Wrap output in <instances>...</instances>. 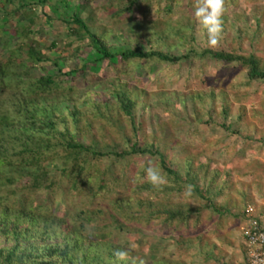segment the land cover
<instances>
[{
	"label": "trees",
	"instance_id": "16d2710c",
	"mask_svg": "<svg viewBox=\"0 0 264 264\" xmlns=\"http://www.w3.org/2000/svg\"><path fill=\"white\" fill-rule=\"evenodd\" d=\"M194 4L195 0H0V264H132L133 259L136 264H171L165 256L149 261L135 257L131 232L153 230L157 223L171 233H187L190 226L200 229L203 207L209 210L206 227L213 234L223 228L228 236L243 224L250 202L238 211L240 199L234 198L233 214L236 211L213 201L210 187L201 185V180H208L205 172L203 177L198 173L203 164L186 156L183 166H174L180 155L168 151V140L161 139L163 144L154 134L147 141L138 128L132 97L138 85L122 79L143 62L172 65L206 59L240 67L244 85L264 83V67L255 52L197 44L194 22L182 13ZM236 4L237 0H225L223 18ZM55 17L65 30L64 38L51 35L48 44L41 42L43 23L54 25ZM250 32L252 36L245 28L237 37ZM103 60L122 65L115 68V81L107 88L100 85L104 76L95 75L93 81L84 71ZM221 94V110L208 114H216V127L227 128L231 101L227 92ZM183 150L180 154L187 153ZM149 161L167 175L162 189L144 180ZM187 184L194 186L189 199L183 197ZM191 242L180 244L189 249ZM116 249L128 250L129 259L117 260ZM213 256L209 251L205 259Z\"/></svg>",
	"mask_w": 264,
	"mask_h": 264
},
{
	"label": "rangeland",
	"instance_id": "374dc122",
	"mask_svg": "<svg viewBox=\"0 0 264 264\" xmlns=\"http://www.w3.org/2000/svg\"><path fill=\"white\" fill-rule=\"evenodd\" d=\"M52 11L51 9L47 10L48 13H52ZM76 11L81 14L79 9ZM182 13H185L194 22L197 44L208 46L206 31L195 20L194 6H190L189 9L184 7ZM226 15L227 18H223V32L219 44L214 49L237 48L241 52L253 51L260 58L264 67V0H237V4L228 10ZM56 16L58 17V15ZM97 17L102 18V15L98 14ZM53 23L54 25L43 23V28L38 34L41 42L48 44L51 35L55 37L59 35V38H64L62 34L65 33V30L60 26L61 23L57 21L56 17ZM245 28L253 31V35L251 36L250 32L248 36L239 39L237 33ZM110 41L115 43L114 38ZM2 52L0 48V53ZM172 52L178 54L180 50L172 48ZM84 53L85 51L82 50V54ZM86 61H88L87 57ZM79 65L73 64L75 68L80 67ZM121 67L120 64H110L107 60H103L99 67L97 65H91V68L87 66L84 71L91 74L93 81H95L93 78L95 75L101 76V78L104 76L100 85L102 88H107L111 87L115 81V68L120 69ZM148 68L151 69V73ZM82 74L83 72L79 71L77 76L81 77ZM220 78L223 79L225 89L229 91L231 98L234 96L235 99H238L245 109L248 106L250 110L246 109V111H251L252 114H250L255 116L254 118L257 119L255 123L259 124L257 127L264 129V123L260 124V121L264 122V83L252 82L248 88L242 87V85H247L243 84L246 83V80L243 78V71L240 67L225 66L220 62L206 59L200 62L189 60L172 65L154 61L149 64L139 63L131 75L122 76V79L129 84L138 85L132 97L137 103L138 128L145 133L147 141L154 134L157 136V140L163 144L164 141L161 139L168 140V144L172 146L168 151L180 155V159L173 162L174 166H183L184 159L188 156L189 159L194 160L195 164H203V170L199 169L198 171L200 176L203 177L202 173L209 172L208 170H211L212 173L217 171V176H209L211 182L206 184L205 180L203 182L201 180V185L220 191L215 202L225 204L227 207L232 206L234 198L235 201L240 199L237 204L238 211H240L239 208L246 202L252 204L254 201L250 197L249 189L251 187L256 194L261 195L258 185L261 183L259 180L264 178V162L261 161L264 159V134L258 133L257 137L245 138V136L236 133L240 138H234V150L231 148L234 151V160L231 161L232 158L228 157L224 161L222 160L225 156L221 152L218 153L222 148L221 141L224 139L221 137L223 133H229V130L220 128L218 131V127H212L207 131L208 134L201 133V128L205 129L207 125L211 127V123L215 124L217 120L216 114H208V111L215 109L213 111L216 113V109L220 107L221 97L217 95L223 91L222 87L217 89L218 85L223 84L218 80ZM210 92L213 93L210 94ZM209 94L213 96L212 100L208 98ZM200 95L203 97L200 98ZM234 104L233 106H236ZM196 116L203 120L209 119L210 123L205 124L201 120L199 122L195 119ZM221 119L218 121L222 122ZM241 122L245 121L240 119L237 127ZM235 125L231 124V128ZM246 128H248V124ZM224 130L226 132H223ZM232 130L235 131L234 128ZM251 134H253L252 129ZM228 137L231 136H226V138ZM183 149H186V154H180L184 152ZM250 161L253 162L252 168H249ZM233 166H237L235 178H239L235 181L232 179L234 178L231 170ZM222 172L231 174L227 177ZM262 183L264 185V182ZM188 202L195 206L198 204L196 200H188ZM199 207L202 206L199 204L196 208ZM205 208L203 207L200 212V229L194 230L190 226L187 233L181 232V230H178V233L166 232L165 227H160L159 223L153 230L135 228L129 236L131 243L136 245L132 250L134 256L146 261L165 256L169 257L171 264H245L241 226L238 225L231 229L228 236H225L223 228L213 234L207 229L210 213ZM255 210L259 211L256 207ZM231 211H237V209L231 208ZM262 217H264V212ZM187 239L192 240L191 246L189 249H184L180 242ZM209 251H213L214 256L207 260L205 254Z\"/></svg>",
	"mask_w": 264,
	"mask_h": 264
},
{
	"label": "crops",
	"instance_id": "0c3cea01",
	"mask_svg": "<svg viewBox=\"0 0 264 264\" xmlns=\"http://www.w3.org/2000/svg\"><path fill=\"white\" fill-rule=\"evenodd\" d=\"M243 78L245 79V76H243ZM218 80H220L221 81V86H219L218 85V87H217V89L218 88H220V87H222L223 88V91H225V92H227V94H228V97H227V99L228 100H230L231 101V104H232V106H231V111H230V115H229V117H228V119H227V121H226V124H228V123H231V124H236L233 128L235 129V131H233L232 129L233 128H231V126L230 127H227V130H229V133H227V134H225V133H223V136L221 137V138H224L223 139V141H221V146H222V148H221V150H219V152L218 153H220L221 152V154L223 155V156H225V157H223V161L225 160V159H227L226 157H228V158H232L231 159V161L232 160H234V147H235V143H234V138L236 137V138H240V136H238L237 134H239V135H243V136H245V138H250V137H257L256 135H258V133H261V131L262 130H264L263 128L262 129H260V127L258 128L257 126H259V124H257L256 125V118H254L251 114H252V112L251 111H246V109H248V110H250V108L248 107V106H246V109L245 108H243V106L239 103V100L238 99H235V97L233 96V98H231V96H230V93H229V91H227L226 89H225V84H224V82H223V79L222 78H220V79H218ZM217 80V81H218ZM250 85H251V83H250ZM242 87H244V86H242ZM247 88H248V86H247ZM217 95H220V97H221V100H223V98H224V94H217ZM234 99V100H233ZM234 103H236V104H234ZM233 104L234 105H236V106H233ZM243 108V109H242ZM241 109H242V111H241ZM221 110V108L220 107H218L217 109H216V112L218 113L219 111ZM241 113L243 114V117L242 118H240L239 117V115H241ZM251 113V114H250ZM239 118V119H238ZM219 119H221V117H219L218 116V120ZM244 120L245 122H242V123H240V125L237 127V124H238V122H239V120ZM222 120V119H221ZM259 121H260V119H258ZM220 123H222V122H220ZM264 122L262 121H260V124H263ZM248 124V128H246V125ZM250 124H252V126H250ZM211 127H209L208 125L205 127V129L203 128H201V133L203 134L204 132H206V134H208L207 133V131H209V130H211V128L212 127H215V128H217L216 126H215V124H213V123H211ZM255 125H256V127H255ZM220 128L221 129H225L224 127H222V126H218V131H220ZM251 129H252V132H253V134H251ZM223 132H226L225 130L223 131ZM233 133V134H232ZM237 133V134H236ZM231 136V137H228V138H226V136ZM237 135V136H236ZM226 138V139H225ZM218 141V140H217ZM219 142V141H218ZM219 145H220V142H219ZM247 146V145H246ZM231 148H233V150H231ZM210 159H211V157H209ZM255 158V157H254ZM256 158H258V157H256ZM260 160V159H259ZM261 161H263L264 162V159L263 160H261ZM214 162H217V161H214ZM234 162V161H233ZM251 162V165H250V167L249 168H252L253 167V162L252 161H250ZM260 162V161H259ZM226 164V163H225ZM236 167L237 166H233V167H231V170H232V177H234V178H232L234 181L235 180H238L239 178L237 177V178H235L236 176H235V174H236ZM223 170V169H222ZM209 172H205L206 173V178L208 179L207 181H205L206 182V184L209 182V180H210V178H209V176H213V175H215V176H217L218 175V172L217 171H215L216 173H212V171L211 170H208ZM246 173H248L249 171H245ZM222 173H224V172H222ZM224 174H226L227 175V177H229L228 175H230L231 173H224ZM238 175V174H237ZM253 176H254V174H253ZM261 183L258 185V190H259V192H260V194L262 195H259V194H256L255 193V190L251 187L249 190H250V194H251V196L250 197H252V199L254 200V201H252V205L253 206H255L256 207V209L257 210H259V212H260V214H262V212L261 211H264V185H263V183L262 182H264V178L263 179H261V180H259ZM217 189L216 188H211V194H214L215 196H213V201H215V198H216V194H217ZM237 207V206H236ZM228 208H232V209H237V208H235V207H228ZM209 211V210H208ZM237 213V211L235 212V213H233V214H236ZM239 225V224H238ZM243 226V224L241 225V227ZM245 228V227H244ZM244 228H243V231H242V229H241V231H242V237L244 236L243 235V232H244ZM240 229V228H239Z\"/></svg>",
	"mask_w": 264,
	"mask_h": 264
},
{
	"label": "clouds",
	"instance_id": "9594fccd",
	"mask_svg": "<svg viewBox=\"0 0 264 264\" xmlns=\"http://www.w3.org/2000/svg\"><path fill=\"white\" fill-rule=\"evenodd\" d=\"M225 13V0H195L194 4V17L195 20L206 31L207 45L211 48L218 46L221 34L223 32V16ZM164 63V62H163ZM144 180L155 189H162L163 186L168 184L166 173L159 165L149 161L144 168ZM194 194V186L187 184L184 186L183 197L189 199ZM252 205V204H251ZM131 248L136 245L132 244ZM117 260L125 261L129 259V251L123 249H116L113 252ZM132 264H136L135 259ZM143 264V261L140 262Z\"/></svg>",
	"mask_w": 264,
	"mask_h": 264
},
{
	"label": "built area",
	"instance_id": "2783aa9c",
	"mask_svg": "<svg viewBox=\"0 0 264 264\" xmlns=\"http://www.w3.org/2000/svg\"><path fill=\"white\" fill-rule=\"evenodd\" d=\"M243 237L245 248V264H264V217L257 214L253 205L245 207Z\"/></svg>",
	"mask_w": 264,
	"mask_h": 264
}]
</instances>
